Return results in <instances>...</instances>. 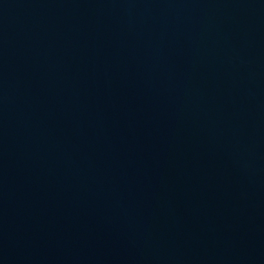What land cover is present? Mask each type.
Returning <instances> with one entry per match:
<instances>
[{
	"label": "water",
	"instance_id": "95a60500",
	"mask_svg": "<svg viewBox=\"0 0 264 264\" xmlns=\"http://www.w3.org/2000/svg\"><path fill=\"white\" fill-rule=\"evenodd\" d=\"M0 264H264V0H0Z\"/></svg>",
	"mask_w": 264,
	"mask_h": 264
}]
</instances>
